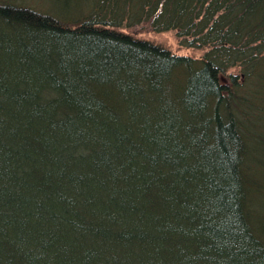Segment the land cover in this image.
<instances>
[{
    "label": "trees",
    "instance_id": "obj_1",
    "mask_svg": "<svg viewBox=\"0 0 264 264\" xmlns=\"http://www.w3.org/2000/svg\"><path fill=\"white\" fill-rule=\"evenodd\" d=\"M69 17L0 0V264H264V0Z\"/></svg>",
    "mask_w": 264,
    "mask_h": 264
},
{
    "label": "rangeland",
    "instance_id": "obj_2",
    "mask_svg": "<svg viewBox=\"0 0 264 264\" xmlns=\"http://www.w3.org/2000/svg\"><path fill=\"white\" fill-rule=\"evenodd\" d=\"M1 1H10L14 4L24 5L30 7L36 11L42 13H48L52 15H57V17L67 18L69 15L74 17L81 15V13H89L90 7L93 0H1ZM87 2L85 5H83ZM78 8L80 10H78ZM67 9L69 14L67 16L61 15L60 12H64ZM71 9V10H69ZM84 15V14H83ZM69 17V18H74ZM135 35L136 37L147 39L155 43L161 44L174 53L178 55H186L195 58H200L204 54V50H199L196 48H188L180 43V38L177 35L176 30H170L165 32H158L152 29L148 23H143L138 26L129 27L124 29ZM240 74V67L231 68L228 74ZM228 74L223 76V81L226 84L230 83ZM253 179V188L260 189L253 195V199L250 203V209L254 215V222H256L261 229L264 231V159L260 163L254 165V172H252Z\"/></svg>",
    "mask_w": 264,
    "mask_h": 264
},
{
    "label": "bare ground",
    "instance_id": "obj_3",
    "mask_svg": "<svg viewBox=\"0 0 264 264\" xmlns=\"http://www.w3.org/2000/svg\"><path fill=\"white\" fill-rule=\"evenodd\" d=\"M199 50H201V49H199ZM205 51V50H204Z\"/></svg>",
    "mask_w": 264,
    "mask_h": 264
}]
</instances>
